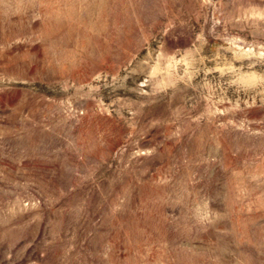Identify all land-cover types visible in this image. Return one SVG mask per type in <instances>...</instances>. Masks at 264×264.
<instances>
[{"label": "rangeland", "instance_id": "rangeland-1", "mask_svg": "<svg viewBox=\"0 0 264 264\" xmlns=\"http://www.w3.org/2000/svg\"><path fill=\"white\" fill-rule=\"evenodd\" d=\"M0 264H264V0H0Z\"/></svg>", "mask_w": 264, "mask_h": 264}]
</instances>
